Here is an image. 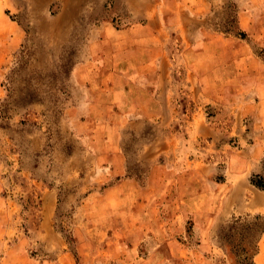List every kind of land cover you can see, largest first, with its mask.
I'll return each mask as SVG.
<instances>
[{
    "label": "rangeland",
    "instance_id": "374dc122",
    "mask_svg": "<svg viewBox=\"0 0 264 264\" xmlns=\"http://www.w3.org/2000/svg\"><path fill=\"white\" fill-rule=\"evenodd\" d=\"M246 1L210 0L205 20L213 29L245 34L238 14ZM163 2L0 0V264H249L244 257H251L255 238L242 236L244 224L228 228L240 215L219 223L211 236L207 229L216 212L199 216L189 209L179 226L169 195L154 198L160 188L154 162L167 166L184 156L186 146L203 145L210 159L225 166L227 150L239 145L235 138L216 156L212 138L190 144L182 131L170 136L187 119L179 88L177 103L170 105L167 97L162 103L165 114L171 106V121L151 120L138 133L108 119V38L117 40L122 29L145 38L140 9L144 20L154 14L166 40L162 57L182 82L184 42ZM213 110L207 115L216 116ZM172 136L177 152L153 160L148 148ZM113 141L127 158L122 173L110 157ZM218 169L210 178L215 186L226 180L227 172ZM121 178L133 181L124 188L128 205L108 204V186ZM220 207L218 202L214 211ZM240 217L264 227L263 217ZM178 242L198 251L192 258L174 255Z\"/></svg>",
    "mask_w": 264,
    "mask_h": 264
},
{
    "label": "crops",
    "instance_id": "0c3cea01",
    "mask_svg": "<svg viewBox=\"0 0 264 264\" xmlns=\"http://www.w3.org/2000/svg\"><path fill=\"white\" fill-rule=\"evenodd\" d=\"M163 1L164 8L172 11L179 37L184 42L182 82H176V77L171 75L174 69L162 57L166 40L159 32L154 14L144 20L145 10L140 9L141 14L138 13L143 18L144 27L141 29L145 30V38H140L136 31L124 29L118 32L122 36L117 40L108 38V92L112 97L108 101V119L117 118L118 122L112 121L111 124L120 129L130 124L138 133L145 132L151 120L153 123L171 121L175 119L171 106L165 114L162 103L166 102V97L170 105L177 103L179 88L188 104L183 110L187 119L184 128L177 127L175 132L171 130L170 136L182 131L190 136V144L192 139L209 142L212 138V143H216L213 147L216 156L219 152L224 153L228 147L226 142L235 138L239 145L226 149L229 154L225 166H219L218 157L216 161L208 157V147L190 144L183 157L176 155L177 159L167 166L161 162L152 164L154 178L160 183L154 198L169 195L172 204L176 203L171 206V214L174 213L176 220L181 217L179 226L184 223L189 209L196 210L199 216L216 212L211 215L210 228L207 229L212 236L219 223L233 214L264 218V189L252 182L253 175L264 174V3L247 0L243 4L246 6L239 11L238 23L245 34L240 35L209 26L205 17L211 11L210 0ZM150 6L147 3L145 7ZM214 108L216 116H208L207 110ZM224 111L228 117L222 115ZM129 119L134 120V124ZM162 141L158 138L148 148L153 160L162 153L174 151V148L177 152L173 136L165 143ZM112 143L111 149L115 153L108 156L118 161L115 164L122 173L127 158L119 143ZM219 167L227 172L226 180L215 186L210 178L215 176ZM132 183L121 178L108 186V204L128 205L129 196L124 188ZM218 202L221 207L214 211ZM124 209L126 211L127 207ZM139 245L140 242L134 243V247ZM258 245L253 260L256 264H264V232ZM198 246L200 250L205 247L204 243ZM177 247L174 255L186 258L194 257L198 251L197 247L192 249L180 242Z\"/></svg>",
    "mask_w": 264,
    "mask_h": 264
},
{
    "label": "trees",
    "instance_id": "16d2710c",
    "mask_svg": "<svg viewBox=\"0 0 264 264\" xmlns=\"http://www.w3.org/2000/svg\"><path fill=\"white\" fill-rule=\"evenodd\" d=\"M252 182L256 186L260 187L261 189H264V174L253 175ZM254 219L258 220V219H262V217L259 215H255ZM241 224L245 225L242 227V229H243L242 236L255 238L254 244L252 247L250 246V250H249L252 255L250 258L248 256H245L244 261H249V264H256L253 260V256H254V254H256L258 252V249H259L258 242H259L261 234L264 232V227L260 226L256 222H250L249 220H247V217H240L239 216V217H234V219L228 225V228L230 231H233L237 227L241 226ZM230 237H231V235H230ZM248 247H249V245H248ZM245 252L247 253V251H245Z\"/></svg>",
    "mask_w": 264,
    "mask_h": 264
}]
</instances>
